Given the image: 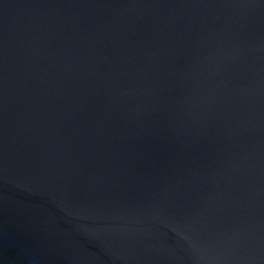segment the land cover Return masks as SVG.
Wrapping results in <instances>:
<instances>
[{
    "label": "water",
    "instance_id": "water-1",
    "mask_svg": "<svg viewBox=\"0 0 264 264\" xmlns=\"http://www.w3.org/2000/svg\"><path fill=\"white\" fill-rule=\"evenodd\" d=\"M0 264H264V0H0Z\"/></svg>",
    "mask_w": 264,
    "mask_h": 264
}]
</instances>
